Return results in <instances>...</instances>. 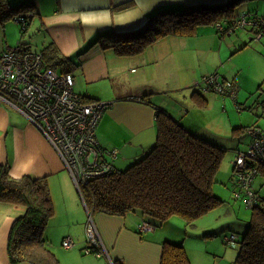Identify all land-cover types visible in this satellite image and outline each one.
<instances>
[{
  "label": "crops",
  "instance_id": "obj_1",
  "mask_svg": "<svg viewBox=\"0 0 264 264\" xmlns=\"http://www.w3.org/2000/svg\"><path fill=\"white\" fill-rule=\"evenodd\" d=\"M229 1L232 0H5L6 5L11 7H18L28 2L32 5L33 15L26 28L28 30L33 24L35 30L43 35L42 39L34 42L44 41L39 46V50L34 52L39 53L43 61L54 71L56 70L49 64L51 59L54 58L63 63L60 73L72 75L75 82L73 90L76 95L88 101L112 103L102 113L96 126H99L100 135L98 136L97 128L95 133L100 147L105 151L116 152L114 159L106 156L107 161H114L119 155L127 156L123 159L124 164L118 166L119 169L125 167L132 159L135 161V158L141 157L139 156L141 152L136 150L143 152L146 148L145 153L154 143L156 138L155 110L162 109L184 128L195 131L198 136L207 139L204 132H200L198 128L186 122L187 113H183L182 110L188 107L203 106L202 109L215 112L212 107L214 102H220L223 109L226 107L227 101L220 100L219 96L211 92H206L199 97L200 92L195 93L192 87L185 88L188 92L184 94L182 90H173V79L176 80L181 69V52L191 54V62H188L185 67L186 73L192 76L190 85L199 77L217 71L215 57L218 55L219 62L222 61V57L215 51V46L219 49L221 47L230 49L231 56L241 50H249L253 55L255 53L259 56L261 60L258 59L259 73H255L258 76L255 90L249 88L251 82L244 87L231 71L224 70L220 74L223 79L228 78L235 82L234 100L238 107L248 110L246 114L253 120L260 119L258 110L264 108L259 107L260 104L247 108V100L252 94L260 93L264 89L262 88L264 85V55L262 54L264 45L261 44L264 38L254 43V46L251 45L249 28L236 31L240 33L237 41H223L224 37H230L234 33L219 38L211 26H198L190 35L164 37L145 48L144 52L138 56H118L109 47L117 45L119 38L126 33H134L137 29H142L146 21L159 11H182L188 7L216 5ZM243 1L235 7L236 12L263 14L260 12L264 9V3L260 4V9L258 6L255 10L245 11L239 7L251 6V2L244 4ZM6 24L7 20L0 22V50L21 45L33 51L32 45L23 41V37L20 42L13 45V40L9 37L15 31L13 29L7 31L9 24ZM27 30L25 29L24 34ZM197 63L202 64L199 71ZM208 63H210V68H204V65ZM220 74H218L219 77ZM99 84L109 86L111 94L107 95V91L104 92L105 86ZM239 86L242 87L240 92ZM79 88L81 90H76ZM102 95L106 97L104 100L101 99ZM132 97L144 98L140 102L131 101ZM11 114L13 116L17 114L23 122L20 116H24L16 109L0 104V166L6 167L9 176L16 179L26 175L46 178L63 170L61 160L49 142L27 122L20 126L15 125L14 120H10ZM19 119L16 118V120ZM227 126H231L230 141H233V145H230L228 149L234 153L238 152L239 144L245 145L244 150L246 149L249 137L243 133L246 134L247 127L260 129L258 122H252L249 125H243L242 122L232 125L229 122ZM242 126L244 130L232 132L235 128ZM261 132L264 135V131ZM211 140L220 141V138L212 135L209 141ZM126 150L130 151L129 156L125 153ZM132 152H134L133 156H131ZM51 183L54 184L47 183L50 196L51 188L54 189L57 184L54 180ZM263 185L264 179L262 178V182L258 186L253 183L252 188L259 193ZM59 188V194L64 200L67 199L65 201L67 207L71 205L73 209H76L74 199L76 195H72L74 189L71 185L69 188L59 185ZM259 195L264 197L260 193ZM72 212L68 207V213ZM22 214L23 208L0 201V264H8L6 253L8 232L13 221ZM69 222L67 230L54 237L55 247L60 244L62 248L58 241L61 242L63 238L69 237L75 243V248L78 247L81 255L72 251L62 264H113V261H119L122 264H159L163 242L183 246L184 238H179L180 231L184 237L186 234L203 242L211 240L203 239L200 234L184 233L185 230L176 228L169 220L164 223L155 221L156 228L152 232L140 234L137 231L140 215L136 213H127L124 216L98 214L94 216L93 223L105 255H84L81 252V243L75 234L78 230L77 223L73 220ZM163 226H165V231H157ZM215 264L226 263L219 260L215 261Z\"/></svg>",
  "mask_w": 264,
  "mask_h": 264
},
{
  "label": "trees",
  "instance_id": "obj_2",
  "mask_svg": "<svg viewBox=\"0 0 264 264\" xmlns=\"http://www.w3.org/2000/svg\"><path fill=\"white\" fill-rule=\"evenodd\" d=\"M241 1L243 0L198 5L182 11H159L146 21L142 29L126 33L119 38L117 45L109 47L118 56H138L145 48L164 37L190 35L202 25L211 26L216 35L222 38L236 32L228 31L227 26L240 15L235 7ZM32 8L29 2L11 8L7 7L5 0H0V22L26 12L33 15ZM252 17L255 18L253 15ZM218 23L223 25L222 31L216 29L215 25ZM262 95L264 97V92ZM142 98L144 97H132L131 101L142 102ZM259 104V107L264 108V100ZM154 113V146L142 158H135L133 164L122 171H116L113 161L108 160L112 170L107 176L94 178L79 188L84 209H87L85 210L92 222L98 214L124 216L136 213L140 215V221L143 219L152 222L155 228V221L164 223L172 216L182 218L188 228L198 218L222 204L221 199L211 193V188L222 154L227 150L224 143L198 136L197 132L184 128L162 109L155 110ZM250 128L259 130L257 127L245 129L246 134H243L249 137L247 147L252 141ZM242 129L244 130L243 126L232 132ZM102 150V157L111 152ZM239 152H235V156ZM231 169L234 179L233 197H245V192L239 187L238 176L233 167ZM257 176L264 179V167L260 166ZM253 191L259 195L254 188ZM50 200L45 178L30 175L12 178L6 167L0 166V201L23 208V214L13 221L8 232V264H60L51 245L41 237L47 222L53 216ZM250 209L251 217L246 231L241 235L230 232L222 237L224 245H227L225 238L235 236V244L230 247L236 251L231 264H264V210L260 204H255ZM201 237L214 238L208 232ZM95 252L96 250L91 251L92 254ZM113 264L122 263L113 261ZM159 264L190 263L182 245L163 242Z\"/></svg>",
  "mask_w": 264,
  "mask_h": 264
},
{
  "label": "built area",
  "instance_id": "obj_3",
  "mask_svg": "<svg viewBox=\"0 0 264 264\" xmlns=\"http://www.w3.org/2000/svg\"><path fill=\"white\" fill-rule=\"evenodd\" d=\"M255 16L254 17H252ZM32 14H18L13 21L25 29ZM222 31L223 25H215ZM252 29V41L264 38V13L254 15L242 13L229 26L228 31ZM235 82L219 81L217 74L205 76L196 85L203 93L211 92L221 97H234ZM74 79L69 73H57L48 67L41 55L27 47L16 45L0 50V104L16 109L49 142L71 180L79 188L97 177L107 176L112 170L105 156L116 157V153L102 157L104 151L96 139V126L102 113L111 106L96 101H88L74 92ZM251 143L244 152L234 156L232 167L239 179V187L245 192V204L252 207L260 204L264 210V199L254 194L252 181L258 170L264 167V135L255 128L249 129ZM155 225L141 220L138 233L152 232ZM85 248L83 253L105 255L102 243L90 216L84 226ZM235 236L225 238L228 245L234 246ZM64 250L74 246L71 238L61 241Z\"/></svg>",
  "mask_w": 264,
  "mask_h": 264
},
{
  "label": "rangeland",
  "instance_id": "obj_4",
  "mask_svg": "<svg viewBox=\"0 0 264 264\" xmlns=\"http://www.w3.org/2000/svg\"><path fill=\"white\" fill-rule=\"evenodd\" d=\"M251 2V6L248 7H239V9H243L245 11L255 10L256 7L260 4L264 3V0H250L246 1L244 0L243 3L247 4ZM242 4V3H241ZM240 4V5H241ZM11 7V6H7ZM14 8V7H11ZM254 12V11H251ZM264 13V9L260 12V14ZM18 15V14H17ZM8 18L7 24H9V29H13V35H11L9 38L13 40V45H16L18 42H20L21 37H23V41H26L32 45V50L36 51L39 50V46L44 41H39L38 43H35L34 41H37L39 39H42L43 35L42 33L37 32L35 30V26L32 24L29 29L25 28L27 31L24 34L25 29H22L20 25L15 23L13 21V17ZM36 21V19H34ZM6 24V25H7ZM27 27V26H26ZM24 34V35H23ZM235 34V35H234ZM234 34H231L230 37H224L223 41L225 40H236L238 35H240L239 32H236ZM31 40V41H30ZM254 41L251 42V45L254 46ZM262 45H264V39L261 42ZM257 47V46H256ZM215 51L222 57V61L219 62L218 55L215 57V62L217 63L216 70L210 73H207L195 81H193L192 85H190V82L192 80L191 74H187L185 71V67L188 62H191V54L187 52H181L180 53V72L176 78V80L173 79V90H182L183 94L188 92L187 87H192L194 85H197L201 79L205 76L214 75V74H220V72L226 70L228 72L231 71V73L235 74L239 81L243 83V86L246 87L249 84V88L254 89L256 88L255 82L256 78L258 77L256 74L259 73V60L261 58L257 56L255 53L254 55L249 50H241L234 55L231 56L230 49L221 47L219 49L218 46H215ZM225 54V55H224ZM264 55V50L262 52ZM229 60V61H228ZM54 62V63H53ZM50 66H52L57 73L62 72V66L63 63L58 62L56 59H51L49 61ZM202 64L197 63V70L199 71ZM130 66V65H129ZM210 68V63L204 65V68ZM237 67V69H236ZM241 69V71H240ZM243 71V72H242ZM256 73V74H255ZM221 75V74H220ZM226 80H230L228 78H225ZM223 77L222 75L219 77V81H222ZM159 82V81H158ZM254 82V83H253ZM160 83V82H159ZM259 83V82H258ZM105 86L104 92L107 91V95H110L111 93L109 91L110 87L106 86V84H99ZM239 92L241 91L242 87L239 86ZM262 88H264V85H262ZM76 90H81L76 89ZM264 92V89L260 93H254L252 94L248 100H247V108L250 106L256 105V103H261L264 100V97L262 93ZM242 93V92H241ZM198 97V96H197ZM220 100L227 101L226 107L223 109V105L220 102H214L213 108L215 109V112H209L202 107H188V109H183V113H187L185 116L186 122L193 127L198 128L200 132L205 133V137L210 140L211 136H217L220 138V141L224 143L227 150L222 154V159L220 162L219 167L217 168L216 174L214 176L211 193L215 197H219L218 199H221L222 204L218 206L217 208L209 211L202 217L198 218L194 223L193 226L188 227L185 229V224L182 218L177 216L170 217L169 221L170 223L175 226L176 228H179L180 230H185V232L191 234V235H199L202 236L203 233L208 232V234H212L214 238L207 242L199 241L193 237H189L185 234V237L183 233L180 231L179 238H184V244L183 249L188 257L190 264H215V261L218 262L219 260H222V262L228 264L231 263L234 260L235 257V249H232L230 245H224V239L222 238L224 234H230L236 233L238 235H241L244 233L248 227V221L251 217V209L250 207H246L245 204V197L240 195L238 199H235L233 197L232 188L234 184V179L232 176V162L234 159V151L228 149L230 145H233V141H230L231 139V126H227V123L236 124L238 122H242L243 125L246 124H252V122H258V127H260L259 130L264 131V115L263 110L259 109L258 114L260 116V119L253 120L247 112L248 110H243L241 107H237L238 104L234 101L233 97L226 96L222 98L221 96ZM104 97L102 95L101 99L104 100ZM108 98V97H107ZM198 99H200L198 97ZM201 101V99H200ZM254 103V104H252ZM105 105V102H103ZM170 108V107H168ZM171 109V108H170ZM188 110V111H187ZM247 111V112H246ZM16 118L19 119V117L11 114L10 120H14V124L17 126L22 125L23 123H26V119L22 116L21 120H16ZM98 129V136L100 135L99 126ZM209 136V137H207ZM10 136L8 135V139ZM112 138V136H111ZM235 142V141H234ZM155 143V141H154ZM154 143L150 145L148 149L154 146ZM245 145L239 144L238 145V151L244 152ZM144 149V147H143ZM146 149V148H145ZM144 149V150H145ZM148 149L145 151V153L148 152ZM144 150L143 152L140 150H136L139 153L142 158L144 156ZM244 150V151H243ZM115 152V151H113ZM116 153V152H115ZM125 153L129 156L130 151L126 150ZM134 155V152L131 153V156ZM127 156L119 155L114 161L113 166L114 169L117 170H125L129 167V165L133 164V159L128 163L125 167L119 169L118 166H122L124 164L123 159ZM63 166V165H62ZM72 177V175H71ZM46 183H51V181H55L57 184L55 185V188H51V200H50V206L52 208V214L53 217L50 221L47 222L43 234L41 237L46 240L52 248L53 253L55 254L56 259L59 261L60 264H62L63 260H65L67 255H70L72 251H75L76 254L81 255L79 252L78 247L75 248L72 247L70 250H63L60 247V240L58 241L59 246L55 247L56 241L54 240L55 236H58L70 225V220H73L77 223V229L75 234L78 238V241L81 243L82 249L81 252L83 254V250L85 248V234H84V225L87 221V215L86 211L84 209V204L81 201L80 196L76 192V188L68 174V172L63 167V170H61L58 173H54L50 176H47L45 178ZM262 182L261 176H257L254 180V185L258 186ZM63 188H69L70 185L74 189V192L72 193L73 196L76 195L75 204L76 209H73V206L69 205L68 207L73 211L72 213H68V207L66 205L67 199L64 200L63 196L59 194V185ZM48 185V184H47ZM49 186V185H48ZM259 193L264 196V185L261 189H259ZM66 198H69L67 195H65ZM81 228V230H80ZM157 231H165V226H163L160 229H157ZM147 233V232H145ZM83 235V236H82ZM69 237H65L63 239H66ZM225 238V237H224ZM209 239V238H207ZM54 240V241H53ZM75 244V243H74Z\"/></svg>",
  "mask_w": 264,
  "mask_h": 264
},
{
  "label": "clouds",
  "instance_id": "obj_5",
  "mask_svg": "<svg viewBox=\"0 0 264 264\" xmlns=\"http://www.w3.org/2000/svg\"><path fill=\"white\" fill-rule=\"evenodd\" d=\"M255 15V14H254ZM241 30H243V29H241ZM237 31H239V30H237ZM250 31H251V39H252V29H250ZM261 41V40H260ZM256 43H258V42H256ZM218 75V74H217ZM223 80H226V79H223ZM192 88H193V90L195 91V93L197 92V91H199L200 93H198V95H201L202 96V94H205V93H203V92H201L197 87H196V85H194V86H192ZM67 171V170H66ZM68 172V171H67ZM69 174V173H68ZM70 176V175H69ZM71 178V177H70ZM76 188V187H75ZM76 191H77V189H76ZM77 193H78V195L80 196V193L77 191ZM86 209V208H85ZM87 210V209H86ZM85 210V211H86ZM87 211H86V215H87ZM85 226V225H84ZM63 240V239H62ZM61 240V241H62ZM61 243V242H60ZM74 246H75V244H74ZM73 246V247H74ZM84 254V253H83ZM84 255H86V254H84ZM89 255H92V254H89Z\"/></svg>",
  "mask_w": 264,
  "mask_h": 264
},
{
  "label": "water",
  "instance_id": "obj_6",
  "mask_svg": "<svg viewBox=\"0 0 264 264\" xmlns=\"http://www.w3.org/2000/svg\"><path fill=\"white\" fill-rule=\"evenodd\" d=\"M90 215H89V213H87V217H89Z\"/></svg>",
  "mask_w": 264,
  "mask_h": 264
},
{
  "label": "bare ground",
  "instance_id": "obj_7",
  "mask_svg": "<svg viewBox=\"0 0 264 264\" xmlns=\"http://www.w3.org/2000/svg\"><path fill=\"white\" fill-rule=\"evenodd\" d=\"M60 74V73H59Z\"/></svg>",
  "mask_w": 264,
  "mask_h": 264
}]
</instances>
